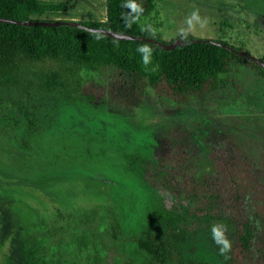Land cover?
I'll list each match as a JSON object with an SVG mask.
<instances>
[{"label": "trees", "instance_id": "16d2710c", "mask_svg": "<svg viewBox=\"0 0 264 264\" xmlns=\"http://www.w3.org/2000/svg\"><path fill=\"white\" fill-rule=\"evenodd\" d=\"M153 1L106 0L103 21H76L78 26L0 22V245L6 264H264V116L241 129L236 117L204 118L218 119L226 131L204 142L206 153L197 164L192 145L198 149L200 141L182 131L170 132L168 145L176 149L166 159L153 152L156 126L146 133L150 143L125 149L130 142L116 118L97 119L89 110L77 116L75 108L63 105L68 96L50 89L59 77L65 91L78 92L95 75L104 78L98 84L102 98L130 111L142 107L150 90L161 104L201 101L224 87L222 76L236 64L264 75L239 48L220 40L177 36L182 45L164 50L89 30L167 44L174 39L149 37L138 25ZM65 10L62 2L0 0V17L16 21H40L29 15ZM37 66L46 68L42 77L31 68ZM62 109L72 113L58 127ZM67 133L120 144L113 145L119 166L141 183L113 201L76 200L67 208L50 203L55 187L83 189L86 179L102 176L89 170V150L53 140ZM101 153L100 148L94 156Z\"/></svg>", "mask_w": 264, "mask_h": 264}, {"label": "rangeland", "instance_id": "374dc122", "mask_svg": "<svg viewBox=\"0 0 264 264\" xmlns=\"http://www.w3.org/2000/svg\"><path fill=\"white\" fill-rule=\"evenodd\" d=\"M53 1L62 2L61 0ZM139 1L137 0V2ZM85 2H93V8L90 11H87L79 2H76V4L73 2L67 5L66 12L51 11L42 14H30L29 19L76 22V18L60 19L58 17H76L87 12L97 15L98 12L106 10V0L104 2L103 0H86ZM138 25L146 29V34L149 37H156L163 42H169L177 36H183L184 40H186L185 36L216 39L239 48L255 58L264 59V2L261 0H154L151 10L146 14L139 15ZM171 63V61H167L168 67H171ZM41 67L31 68L42 77L46 74L44 72L46 68L42 69ZM253 69V67H247L243 64L231 66L227 74L222 76L225 81L222 89L208 93L206 98L201 101L198 99L191 100L189 106H174L171 103L161 104L150 90L143 96L142 107L125 111L113 105L111 100L106 99L105 101V98H102L105 93L102 91V86L98 84L103 83L104 78L95 75L84 80L78 92L73 93L71 91L69 93L68 89L65 91L67 85L59 77H56V82L50 81L52 86L50 89L55 91L54 94L58 97L61 96L60 93L63 96H68L63 105L75 108V115L77 116L80 110L83 114L89 110L88 112L95 118L97 117L96 113L103 112L115 115L116 111L117 115L127 118L121 122L125 126L120 124L123 126L122 132H124V135L126 134L125 136L132 137L128 131L129 129L132 132H142L146 137L147 131L156 126L155 131L151 133V139L156 143V145H153V152L155 154L162 153L165 159L170 156V150L172 153L176 149V147L168 145L172 137L171 133L180 130L190 141L203 143V146H200V142L197 143L198 149L192 145V149L198 154L197 164H200L206 153L204 142L210 140L214 135L226 131L225 126L223 127L221 121L218 122L216 118L224 120L227 116L236 117V127L238 126L241 129L246 128L252 119L264 116V75L262 77L257 76ZM47 70L49 72L51 69ZM76 94H79L80 97ZM88 95L91 97L89 98ZM83 96H85V99L80 101ZM98 100L100 103H96ZM101 100L105 102L103 103ZM101 103L103 105L99 106ZM58 108H55V111ZM70 113H72L71 110L67 111V109H62L60 115L56 113L59 116L58 127L67 123L65 121L69 119ZM213 114L216 118L209 121L204 120V118L207 119L206 117ZM206 130H209L211 134H205ZM161 135L167 144L162 141ZM58 136L53 140L66 142L79 152L89 150L93 156L89 170L100 172L103 177L116 181L115 183L120 192L107 191L108 201H113L114 197L120 195L125 196L126 190L129 192L133 184L141 183L140 180L130 176L128 172H124L119 166V149L117 150L113 146L116 143H111L109 140L99 141L90 135L78 133L76 135L67 133ZM146 138L150 140V137ZM116 145H119L117 148H120V144ZM138 145H140L139 142L133 139L128 146H124L125 149H128L129 146ZM100 148L104 149V153H101L103 155L94 156ZM174 159L175 157H170L169 161H174ZM139 186H142V184ZM99 189V186L91 183L87 185L85 190L80 191L84 195H81L75 187L68 189L55 188L53 194L55 201L70 206L74 203V200H77V202L93 201L94 198L90 197L89 191L97 192ZM100 196L97 199L103 198L104 193ZM151 198V196L147 198L149 204L153 202ZM196 253L201 254L202 251L198 250ZM0 264H6L5 248L1 245Z\"/></svg>", "mask_w": 264, "mask_h": 264}, {"label": "flooded vegetation", "instance_id": "af4514ba", "mask_svg": "<svg viewBox=\"0 0 264 264\" xmlns=\"http://www.w3.org/2000/svg\"><path fill=\"white\" fill-rule=\"evenodd\" d=\"M84 99H85V96H83L80 101H82ZM101 101L104 103L106 101V99H105V101L104 100H101ZM96 103H100V101L98 100V102H96ZM103 103L99 104V106H102ZM61 113H62V111H59V114L58 115H60ZM96 115H97V117H96L97 119L101 118L103 120H109L111 117L116 118V121L119 124H122L121 122H123V121H125L127 119L125 117H119L118 115H114V114L110 115L108 113H103V112L96 113ZM93 126L97 127L98 126V123L97 122L93 123ZM123 126H125V125H123ZM128 131H129L130 135H132V137L131 136L128 137V141L131 142L134 139L135 141L139 142L140 145H143L145 143H150V140H148L145 137V134L144 133H142V132H132L129 129H128ZM139 138H140V140H139ZM95 174H98V173L96 172ZM115 182H116L115 180L110 179V178L103 177L100 174L97 175L95 177V179H92V178L91 179H86L85 180V183H88L87 185H89L91 183H94V185L99 186V188H100L97 192H92L91 190L89 191V194H91L90 197L91 198H94L92 202L93 203H96V204L97 203H102L103 200L107 198V191L112 190V191H119L120 192V190L117 187V185H116ZM71 187H75L76 189H79L81 191L85 190V187H83V189H81L78 186L76 187V185H74V186H57L55 188L68 189V188H71ZM127 192H128V190H126V193ZM102 193H104L103 198L97 199V198H99L98 196H100V194H102ZM75 202L76 201L74 200V203ZM50 203H55L57 205H61V206L66 207V208L69 207V206L62 205L61 203H58L55 200L53 202H50ZM44 204H45L44 207H49L50 208V205H48L47 203H44ZM46 205H48V206H46ZM124 212H125V210H124ZM128 215H129L128 218H130V214H128Z\"/></svg>", "mask_w": 264, "mask_h": 264}, {"label": "water", "instance_id": "95a60500", "mask_svg": "<svg viewBox=\"0 0 264 264\" xmlns=\"http://www.w3.org/2000/svg\"><path fill=\"white\" fill-rule=\"evenodd\" d=\"M0 22H10V23H15V24H20V25H30V24H42V25H59L61 22L60 21H16V20H12V19H6V18H2L0 17ZM68 25H72V26H78V24L76 22H73V21H68L67 22ZM90 31H94V32H99V33H102L106 36H109V37H112V38H115V39H134V40H144V41H147V42H152L154 43L155 45L161 47L162 49L164 50H167V49H171L172 47L174 46H177V45H182L183 43V39L178 37L174 40H172L171 42L167 43V44H164L162 42H159V41H155L151 38H148V37H140V36H129L127 34H123V33H115L113 31H110V30H104V29H89ZM237 53L239 55H242L246 58H248L249 60H252L254 62H256L262 69H264V61H261L259 60L258 58H255L253 56H251L250 54L244 52V51H237Z\"/></svg>", "mask_w": 264, "mask_h": 264}, {"label": "crops", "instance_id": "0c3cea01", "mask_svg": "<svg viewBox=\"0 0 264 264\" xmlns=\"http://www.w3.org/2000/svg\"><path fill=\"white\" fill-rule=\"evenodd\" d=\"M45 1H53V0H45ZM61 1H62V3H64L66 5V10H67V5H70L73 2L75 4H76V2H79V4L81 6H84L87 9V11H90L93 8V2L88 3V2H85L86 0H61ZM103 2H104V0H103ZM66 10L63 12H66ZM58 18H60V19H62V18H67V19L76 18L77 21H103L105 19V11L104 12L103 11L98 12L97 15L95 13L93 15V14L87 12L85 14L77 15L76 17L62 16V17H58Z\"/></svg>", "mask_w": 264, "mask_h": 264}]
</instances>
